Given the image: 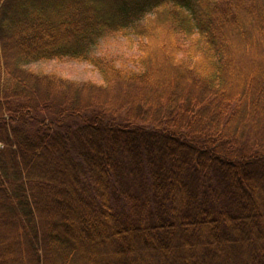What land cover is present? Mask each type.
I'll use <instances>...</instances> for the list:
<instances>
[{"label": "trees", "instance_id": "obj_1", "mask_svg": "<svg viewBox=\"0 0 264 264\" xmlns=\"http://www.w3.org/2000/svg\"><path fill=\"white\" fill-rule=\"evenodd\" d=\"M0 143V264H264V0H0Z\"/></svg>", "mask_w": 264, "mask_h": 264}, {"label": "rangeland", "instance_id": "obj_2", "mask_svg": "<svg viewBox=\"0 0 264 264\" xmlns=\"http://www.w3.org/2000/svg\"><path fill=\"white\" fill-rule=\"evenodd\" d=\"M138 40L133 37L131 40L120 34H107L100 40L93 49L94 55L113 54L119 59V63H131V59L139 55ZM26 69L38 74H55L63 78L87 82L92 81L101 84V74L87 61L72 59H53L33 62L26 65Z\"/></svg>", "mask_w": 264, "mask_h": 264}]
</instances>
